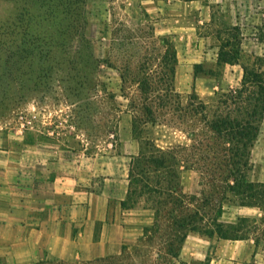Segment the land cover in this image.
<instances>
[{"label":"rangeland","instance_id":"374dc122","mask_svg":"<svg viewBox=\"0 0 264 264\" xmlns=\"http://www.w3.org/2000/svg\"><path fill=\"white\" fill-rule=\"evenodd\" d=\"M51 1L54 5L48 6L43 0H0V38L5 43L0 65V153L20 159L17 181L21 189L40 184L45 179L46 162L60 157L71 159L72 170L78 171L81 165L87 183L86 170L90 174L94 165L102 166L105 160L136 149V143L132 147L128 139L134 118L137 133L162 148L189 141L174 126L180 123L176 119L179 108L173 115L175 122L169 115L164 122L143 124L131 106L140 95L132 82L137 77L131 74V87H123L120 74L123 69L128 72L127 68L142 74L148 67L151 80L165 81L172 62L161 58L160 38L165 36L174 43L177 56L187 48L204 50L206 67L221 75V85L217 87L214 79L197 80L195 91L202 97L213 87L238 85L242 75L238 64L216 67L218 30L238 26L243 50L264 54L258 30L264 24V0H86L82 8L68 1ZM15 42L19 46L14 57L17 61L8 58ZM186 78L185 67L179 68L174 84L182 97L174 104L189 103L193 81ZM37 158L40 163L36 165ZM253 158L256 176L264 181V123ZM181 180L182 190L188 194L200 188L195 170L184 169ZM214 202L200 200L198 204L211 213L218 206ZM184 203L194 207L188 200ZM224 207L221 219L227 222L235 221L237 215L258 214L257 209L229 208L227 202ZM262 228L252 236L258 237L257 247L264 250ZM165 236L160 228L156 233L143 232L116 255L65 264H205V259L185 261L167 255ZM156 253L160 256L155 257ZM258 259L262 263L264 257ZM33 264L62 263L46 257Z\"/></svg>","mask_w":264,"mask_h":264},{"label":"trees","instance_id":"16d2710c","mask_svg":"<svg viewBox=\"0 0 264 264\" xmlns=\"http://www.w3.org/2000/svg\"><path fill=\"white\" fill-rule=\"evenodd\" d=\"M43 1L48 6L54 5L51 0ZM63 1L81 8L86 2ZM258 30L259 39L264 42V24ZM217 38L216 67L238 63L242 67V76L238 85L216 89L211 100H204L193 91L188 94L189 103L186 106L174 104L176 99L182 97L174 84L178 56L174 43L165 36L160 38L163 50L159 54L163 60L172 62L165 81L151 80L148 67L142 74L131 73L130 68H127L128 72L123 69L120 74L123 87L128 88L131 87L128 83L131 74L137 77L132 82L137 85L140 95L131 106L140 114L141 123L154 125L166 121L169 115L171 121L175 122L173 115L179 108L176 119L180 123L174 126L189 139L179 147L162 148L153 140L139 135L134 127L137 119L133 120V133L139 139L140 146L130 162L128 200L132 205L141 200L152 203L154 217L152 224L144 227L145 233L164 229L167 244L164 251L175 258L179 256L182 244L190 233H199L208 238L252 237L256 244L258 237L252 234L262 226L264 234V181L256 176L253 158L264 123V54L243 50L238 26L228 25L225 30H218ZM4 44L0 38V65ZM17 46L15 42L8 56L13 61H17L14 58ZM149 59L147 57L148 64ZM216 72L203 63L194 65V77L203 74L214 76ZM184 169L198 173V194H188L182 190L180 177ZM184 199L194 207H186ZM200 200L216 201L218 206L215 205L213 211L208 213L198 204ZM224 202L228 203L229 208L235 205L257 209L258 214L237 215L235 221H223ZM159 256L160 253L155 254V257ZM59 262L66 263L63 260Z\"/></svg>","mask_w":264,"mask_h":264},{"label":"crops","instance_id":"0c3cea01","mask_svg":"<svg viewBox=\"0 0 264 264\" xmlns=\"http://www.w3.org/2000/svg\"><path fill=\"white\" fill-rule=\"evenodd\" d=\"M205 60L206 53L200 47L178 53L180 67L176 73L185 67L186 79L191 77L193 81V91L199 79H214L217 87L221 85V75L194 77V65L206 66ZM215 90L213 87L206 97L195 92L209 100ZM131 134L128 139L132 147L136 143V149L121 157L115 155L102 166L94 165L90 174L86 170L90 177L87 183L83 182L81 165L78 171L72 170L71 159L60 157L46 162L45 179L40 184L21 189L17 181L20 159L0 153V264H33L46 257L66 262L109 257L145 232V224L151 221L155 210L151 202L141 200L132 205L128 200L130 162L140 146L133 123ZM39 163L37 158L36 165ZM36 174H40L38 170ZM181 179L182 174L181 188L185 191ZM257 246L252 237L208 238L190 233L176 258L205 259V264H264L263 259L262 263L258 259L259 255L264 257V250Z\"/></svg>","mask_w":264,"mask_h":264}]
</instances>
